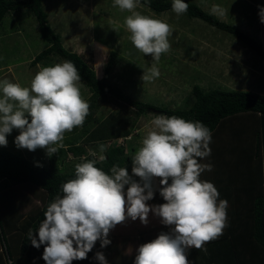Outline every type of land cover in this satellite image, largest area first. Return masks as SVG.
I'll return each instance as SVG.
<instances>
[{
	"label": "trees",
	"instance_id": "trees-1",
	"mask_svg": "<svg viewBox=\"0 0 264 264\" xmlns=\"http://www.w3.org/2000/svg\"><path fill=\"white\" fill-rule=\"evenodd\" d=\"M130 1L155 13L178 11L190 19L202 20L264 58L258 41L193 3L179 0ZM19 10H27L34 16L40 37L48 44L29 65L35 66L52 57L59 58L67 65L70 74L89 90L90 96L80 123L83 126L81 140L73 139L60 147H49L50 157H66L67 153L74 157L75 162L69 166L68 172H61L57 161L51 160L47 167H38L21 153L0 149V264H84L83 244L90 243L87 248L90 247L88 253L91 256L98 257L100 253L111 250V237L90 242L87 238L83 240L81 233L99 205L102 204L105 218L113 215L119 190L129 178L128 164L140 166L143 178L155 176L159 190L145 194H150L160 206L173 208L181 227L191 226L200 231L206 226L208 237L205 241L188 249L181 260L170 258L168 264H264L262 192H257L251 200L246 198L243 203L239 198L242 193L237 192L241 191L243 183L236 180L240 186L229 189L236 196L234 204L237 207H216V210L214 207H198L199 197L192 190L194 175L210 152L209 137L225 120L246 115L256 120V125L254 129L241 126L240 131L246 130L244 134L248 138L250 130L252 145L248 149L254 154L255 166L250 170L258 172L259 188L262 186L264 95L216 89L205 92L193 86L194 102L187 109H163L133 101L118 87L106 82V76L115 64L116 52L109 53L102 77L98 78L78 54L64 48L47 22L42 0H0V22L7 13ZM101 98L112 99L135 118L145 113L163 118L165 124L172 126L170 138L138 155H127L119 143L104 147L109 141L125 140L130 136L132 126L125 119L122 121L110 116L89 129L92 111ZM92 144L96 146V152H86L84 147ZM221 149L224 155H233V159L231 163L213 165V172L237 177L236 174L242 170V159L235 157L233 149ZM23 189L30 196L21 191ZM231 194L227 197L233 198ZM32 197L38 198L40 205L24 216L22 206L28 204ZM81 198L90 203L78 209L74 203ZM226 199L225 196L219 202ZM218 220L220 222L216 223ZM209 222H215L217 226L213 228Z\"/></svg>",
	"mask_w": 264,
	"mask_h": 264
},
{
	"label": "rangeland",
	"instance_id": "rangeland-1",
	"mask_svg": "<svg viewBox=\"0 0 264 264\" xmlns=\"http://www.w3.org/2000/svg\"><path fill=\"white\" fill-rule=\"evenodd\" d=\"M179 1L193 3L219 21L244 32L241 11L245 13L250 9L245 0ZM42 9L64 48L78 54L98 78L102 77L109 53L114 51L117 57L106 82L118 87L133 101L163 109L189 108L194 102L191 94L193 86L205 92L215 89L239 91L244 86L239 84L243 82L241 78L239 82L237 80L242 72L240 63L244 61L246 69L260 60L253 52L248 55L242 51L238 46L241 43L229 34L178 11L155 13L130 0H42ZM47 47L29 11L9 12L0 22V86L4 91L11 85L12 77L16 79L20 76L23 95L33 105L38 120H31L28 114L23 118L21 106L18 108L20 122L17 136L21 137V146H30L36 156L40 155L37 163L30 161L35 166L42 167L41 159L46 158L48 163L57 161L61 172H68L75 159L71 155L49 158V147H60L73 139L81 140L83 126L80 123L90 92L70 74L67 65L59 58L52 57L35 66L29 65ZM101 99L92 111L89 129L110 116L122 121L125 119L132 126L129 137L120 142L109 141L104 147L119 143L124 146L127 155H138L170 138L172 126L165 124L163 118L152 113L135 118L112 99ZM1 107L2 111H6L4 104ZM10 111L14 113L15 109ZM37 125L50 139L48 144L40 143ZM32 141L34 143L31 144ZM9 143L0 125V149L10 147L11 152L20 153L15 143ZM94 147H88V151L95 153ZM99 156L101 158V154ZM232 156L226 157L228 163H231ZM126 167L129 178L127 185L121 189L123 199L114 209L115 221L111 217L105 222L103 207H97L92 218L93 226L108 222L109 228L114 227L124 212L126 220L133 215L136 220H130L138 222V225L158 219L154 211L158 206L152 197L153 204L148 203V197L141 192L142 188L159 190L155 176L147 180L143 178L140 166L128 164ZM138 183L139 186H135ZM21 191L30 196L28 191ZM89 203L81 198L74 203V207L80 209ZM39 205L38 198L32 197L28 204L22 206L21 213L28 215ZM173 216L169 213L167 217L170 219ZM192 234L196 236L192 229L181 233V253L199 244L198 238L193 239Z\"/></svg>",
	"mask_w": 264,
	"mask_h": 264
},
{
	"label": "crops",
	"instance_id": "crops-1",
	"mask_svg": "<svg viewBox=\"0 0 264 264\" xmlns=\"http://www.w3.org/2000/svg\"><path fill=\"white\" fill-rule=\"evenodd\" d=\"M245 3L250 7V9L245 13L241 11V26L244 31L243 33L248 36H253L254 40L256 39V41L261 44L262 50L264 52V0H245ZM234 16L235 18L238 17L235 13ZM238 46L242 48V51H246L248 55L251 54L252 51L249 50L246 46L242 44ZM258 58L260 59L259 61H254L253 66L246 69L243 65V63L245 62L241 61L242 63H240L241 66L239 67L241 68L240 70H242V72H240L238 78H236L238 82L241 78L243 82H239V84L242 83V85L244 86H241L240 84L242 88L239 91H249L255 94L264 95V58ZM232 78H234V75H232ZM19 79L20 76L16 79L12 77V81L10 83L11 85L4 91L3 86H0V125L2 133L4 134V138L8 139V141L10 142L9 145L15 143L20 150V153L27 160H29V162L32 161L34 163H37L36 160H38V158H41L40 155L36 156L34 148H30V146L23 148L21 146L23 142L20 141L21 137L17 136V126L20 122L18 108H20V106L21 116L24 115L23 118L25 117V114H28L31 120L38 121L33 105L28 101V98H25L26 96L23 95V91L21 89L23 87L21 86ZM259 82L260 84L257 88V84ZM3 104L6 106V111H2L1 109V106ZM12 108L15 109L14 113L10 111ZM245 125L251 126L252 129H254L256 120L249 118L247 115L243 117L236 116L234 118L227 119L218 128L216 133L212 134L209 137L210 152L202 160V167L194 175V185L192 190L193 193L199 197L198 207H214V209L216 210V207H231V205L235 207L236 204H234V202L236 196H234V193L231 194L229 188H231L232 190L240 186V184L238 183L239 181H242L243 184L241 191L237 192L242 193L239 198L243 203H245L246 198L251 200V198H253L257 192H262L264 199V157L261 161V177L263 183L259 188L258 172H251L250 170L252 167H255L253 156L254 154L250 152V148L248 149V147L252 145L250 140V130L248 138L246 137V134H244L246 130L240 131L241 126ZM37 129L39 133L38 135L40 136V138L38 139L41 140L40 143L48 144V142L50 141L48 136L44 135L42 129L39 126L37 127ZM237 131H240L241 133L238 134ZM34 141H32L31 144L34 143ZM92 146L94 147V144L86 145L84 147L86 152H89L88 147ZM224 147L235 150V157H239L243 161L242 170L236 174L237 177H231L219 172H213V165L218 164L219 162H221L220 164H224L227 162V159H225V157L231 156L223 154L221 148ZM65 148L66 147H63V149ZM6 149L11 152V150H9L11 149L10 147H7ZM12 153L17 154L18 152L12 151ZM69 155L71 154L67 153V156ZM33 157H35V159ZM71 158L74 157L71 155ZM41 163L42 167H47L49 164L46 158L41 159ZM122 188H120L119 190L120 194L116 200L115 207L118 205L120 200L123 199L121 195ZM217 190H220L218 191V194L216 193ZM157 191L158 189H154L151 187L150 189L142 188L141 192L145 194L146 192L154 193ZM227 194H231L233 198H228ZM145 195L148 197L147 202L153 204L150 199V194ZM225 196L227 199L225 201L223 200L222 202H219V200L225 198ZM154 202L158 206L154 208V211L156 212L158 218L155 221H144L143 224L138 225V222H133L134 220H136L135 218H133V215H127L128 219H133V221L126 220L124 218L126 216V212H124V215L120 217L121 219L119 221L117 220L114 227L111 226L109 228L108 222L106 225L105 223H103L102 226H93V219L87 222L86 225L82 228V239L84 240L87 238V240L91 242L94 240H100L102 237H111V241L109 242V244H111V250L105 252L104 254L100 253L98 257L91 256L88 253L90 247L87 248L90 243H87L86 245L83 244L84 249L82 254L84 258L82 262L84 264H168V260L170 258L181 260L186 256V251L188 249L197 246L196 244L193 247H189L185 249L183 253H181V233L188 232L192 229L194 233H196L195 235L197 237L193 236V234L191 236L193 237V239L198 238V245L203 243V241H205L204 239L208 237L205 229L206 226H204V230L202 228L200 231L190 228L191 226H189L188 228H183L181 227V221H178L179 218L178 216L176 217V213L173 211V208H164L160 206L158 201ZM98 207H102V204ZM114 213L115 211L113 210V215L111 217H113L115 221L116 217ZM169 213L172 214V216H175L169 219L167 217L169 216ZM110 218H106L105 222ZM219 222V220L216 221V223ZM216 223L209 222V225L215 228L217 226ZM174 225H176V227Z\"/></svg>",
	"mask_w": 264,
	"mask_h": 264
},
{
	"label": "built area",
	"instance_id": "built-area-1",
	"mask_svg": "<svg viewBox=\"0 0 264 264\" xmlns=\"http://www.w3.org/2000/svg\"><path fill=\"white\" fill-rule=\"evenodd\" d=\"M120 140H122V139H120ZM118 142H120V141L118 140Z\"/></svg>",
	"mask_w": 264,
	"mask_h": 264
}]
</instances>
